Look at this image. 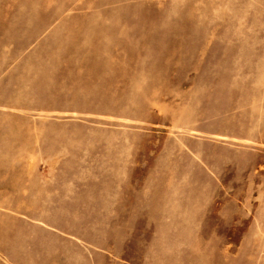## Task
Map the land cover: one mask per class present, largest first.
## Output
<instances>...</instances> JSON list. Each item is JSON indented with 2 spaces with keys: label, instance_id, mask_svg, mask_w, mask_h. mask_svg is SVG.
Returning <instances> with one entry per match:
<instances>
[{
  "label": "rangeland",
  "instance_id": "obj_1",
  "mask_svg": "<svg viewBox=\"0 0 264 264\" xmlns=\"http://www.w3.org/2000/svg\"><path fill=\"white\" fill-rule=\"evenodd\" d=\"M0 264H264V0H0Z\"/></svg>",
  "mask_w": 264,
  "mask_h": 264
}]
</instances>
